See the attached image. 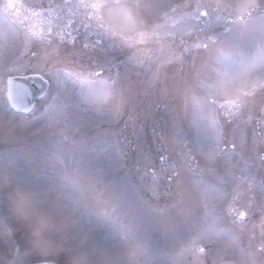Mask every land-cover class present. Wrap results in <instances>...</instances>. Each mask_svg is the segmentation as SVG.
Segmentation results:
<instances>
[{
    "label": "rangeland",
    "instance_id": "rangeland-1",
    "mask_svg": "<svg viewBox=\"0 0 264 264\" xmlns=\"http://www.w3.org/2000/svg\"><path fill=\"white\" fill-rule=\"evenodd\" d=\"M254 2L0 0V264H264ZM31 73L24 116L5 81Z\"/></svg>",
    "mask_w": 264,
    "mask_h": 264
},
{
    "label": "water",
    "instance_id": "water-1",
    "mask_svg": "<svg viewBox=\"0 0 264 264\" xmlns=\"http://www.w3.org/2000/svg\"><path fill=\"white\" fill-rule=\"evenodd\" d=\"M10 79L14 80V84L11 87L14 89L15 105L8 102L11 108L20 113H28L33 108L34 102L43 97L48 88V82L39 75L10 77L7 79V99L10 88L8 81Z\"/></svg>",
    "mask_w": 264,
    "mask_h": 264
},
{
    "label": "snow or ice",
    "instance_id": "snow-or-ice-1",
    "mask_svg": "<svg viewBox=\"0 0 264 264\" xmlns=\"http://www.w3.org/2000/svg\"><path fill=\"white\" fill-rule=\"evenodd\" d=\"M7 6L11 7V8L23 7V5L21 3H19V2H16V3L10 2V3H8ZM202 6L207 7L206 5H197V8L202 7ZM77 7H82L83 9H85V14L87 15V10L88 9H94L95 10V9H99L102 6L99 5V4H87V3H84V4H81V5H77ZM241 7L244 8V9H260L262 12H264V0H259V2H254V3H247V4L242 5ZM205 14L206 13H200L201 16H203ZM33 15H38V14L37 13H33ZM93 15H94V13L91 16H89V19H91L93 17ZM261 25L264 26V15L261 16ZM86 46L87 45H85V47ZM205 47H207V45H205ZM69 75H74V76L78 77L79 79L84 80L83 77H81L79 73H69ZM8 83L10 85L8 101L11 104L15 105L14 89L11 87L14 84V80L10 79L8 81ZM259 83H260V86L262 88H264V80L260 81ZM255 86H256V84L254 82L253 87H255ZM161 159L163 160L164 157L161 156ZM171 178L178 179L179 178V173L172 172L171 173ZM4 179H6V177L0 176V182H2ZM262 184H264V181H262ZM16 203H17L18 208L23 211V210H26L28 208L30 202H29L27 197L19 196V197H16ZM99 215L104 217L105 219L112 220L113 223L116 222L115 218L111 216L110 211L106 207H101V209L99 211ZM121 228L123 229L122 225H121Z\"/></svg>",
    "mask_w": 264,
    "mask_h": 264
},
{
    "label": "clouds",
    "instance_id": "clouds-1",
    "mask_svg": "<svg viewBox=\"0 0 264 264\" xmlns=\"http://www.w3.org/2000/svg\"><path fill=\"white\" fill-rule=\"evenodd\" d=\"M3 187H8V182L5 181L3 185H0V188H3ZM14 197H19L21 194L19 192H13L12 194Z\"/></svg>",
    "mask_w": 264,
    "mask_h": 264
},
{
    "label": "flooded vegetation",
    "instance_id": "flooded-vegetation-1",
    "mask_svg": "<svg viewBox=\"0 0 264 264\" xmlns=\"http://www.w3.org/2000/svg\"><path fill=\"white\" fill-rule=\"evenodd\" d=\"M8 3H10V2H7V3H6V6L8 5ZM7 8H11V7H8V6H7Z\"/></svg>",
    "mask_w": 264,
    "mask_h": 264
}]
</instances>
